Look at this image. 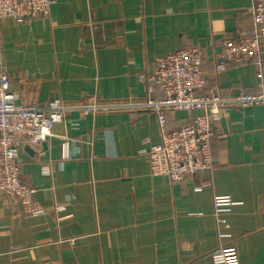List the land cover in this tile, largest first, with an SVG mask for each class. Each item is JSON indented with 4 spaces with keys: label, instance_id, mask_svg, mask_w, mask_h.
Instances as JSON below:
<instances>
[{
    "label": "crops",
    "instance_id": "0c3cea01",
    "mask_svg": "<svg viewBox=\"0 0 264 264\" xmlns=\"http://www.w3.org/2000/svg\"><path fill=\"white\" fill-rule=\"evenodd\" d=\"M254 2L56 0L47 18L1 19L0 56L24 103L144 99L140 74L189 46L203 49L206 93L258 92L264 46L263 77L250 63L217 71L222 39L252 29ZM200 113L168 112V126ZM215 133L213 171L173 182L139 153L144 138L161 141L155 113L70 111L20 152L43 212L0 193V264H264V105L222 109ZM219 246L225 263L213 259Z\"/></svg>",
    "mask_w": 264,
    "mask_h": 264
},
{
    "label": "built area",
    "instance_id": "2783aa9c",
    "mask_svg": "<svg viewBox=\"0 0 264 264\" xmlns=\"http://www.w3.org/2000/svg\"><path fill=\"white\" fill-rule=\"evenodd\" d=\"M55 3L56 0H0V20L12 18L17 23H24L38 17L47 18ZM248 12L252 29L222 39L217 71L230 65L250 63L263 77L264 0H255ZM203 58V49L198 46L182 47L156 57L151 72L140 74L146 90L141 100L86 99L70 104L61 98H52L40 105L21 102L10 90L11 77L0 56V193L16 201L26 215L43 212L34 199L37 188L22 179L20 152L25 145L37 147L53 136L56 124L64 121L72 110H79L82 115L125 109L152 111L158 118L161 141L152 143L150 138H144L139 151L147 158L151 174L164 175L177 182L189 175L213 171L216 159L212 141L221 110L264 105V89L227 96L206 93ZM157 92L160 96H156ZM175 110H200L201 113L183 126L171 128L167 114ZM42 173L52 175L50 163L42 165ZM212 256L216 263L226 262L221 246Z\"/></svg>",
    "mask_w": 264,
    "mask_h": 264
}]
</instances>
